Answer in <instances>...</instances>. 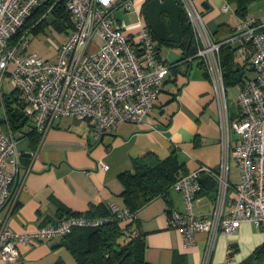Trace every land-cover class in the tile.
<instances>
[{
    "label": "built area",
    "instance_id": "obj_1",
    "mask_svg": "<svg viewBox=\"0 0 264 264\" xmlns=\"http://www.w3.org/2000/svg\"><path fill=\"white\" fill-rule=\"evenodd\" d=\"M47 1L50 4L40 19L62 1L72 22L66 38L56 46L54 59L27 51L34 25L18 33L32 12ZM176 1L187 17L196 47L193 56L200 59L211 86L220 151L215 168L200 164L172 184L171 188L182 194L184 210H173L168 224L182 233L185 246L193 243L196 232H204L200 264H210L219 233L232 234L246 221L264 236V23L242 18L227 36L217 39L194 0ZM132 2L0 0V215L11 206L22 182L20 151L9 125L6 92L2 89L6 76L11 90L17 92L14 102L32 119L41 137L55 119L73 117L86 122L93 137L99 140L105 131L122 122L142 123L152 111L170 65L159 58L155 38L142 15L138 13L134 25L116 16L119 9L129 11ZM229 9L228 3L222 5V11ZM135 26L137 29L132 31ZM233 41L252 51L250 65L254 71L252 78L237 85L235 111L229 104L221 60V46ZM232 163L239 170L236 179L231 178ZM97 168L105 170L108 165L98 161ZM202 174L212 176L216 187L211 213L197 216L193 207ZM108 207V216L61 217L30 234L14 233L1 221L0 259L4 264H15L20 257L18 244L25 241L64 237L75 228L97 227L108 220L136 219L135 212L127 206ZM140 232L138 227L132 228L127 239Z\"/></svg>",
    "mask_w": 264,
    "mask_h": 264
},
{
    "label": "crops",
    "instance_id": "obj_2",
    "mask_svg": "<svg viewBox=\"0 0 264 264\" xmlns=\"http://www.w3.org/2000/svg\"><path fill=\"white\" fill-rule=\"evenodd\" d=\"M146 2L133 0L130 8L145 21ZM194 3L217 39L227 36L242 19L235 12L234 4L227 0H194ZM225 3L233 8L232 12L222 11ZM155 43L159 58L170 66L154 107L142 123L122 122L105 131L99 140L93 137L86 122L73 117L55 119L43 137L29 117L13 132L20 151L22 182L13 203L0 215V222L12 232L33 233L43 224L67 217L60 215L62 211L84 217H105L109 204L125 207L119 174L134 171L136 161L145 153L164 159L175 152L187 172L200 164L209 166L218 162L216 106L200 59L194 56L181 59L183 47L176 43L157 39ZM161 44L171 47L165 55ZM227 46L221 49V54L231 50L230 65L238 69L240 77L228 85L242 84L254 76L250 65L252 51L237 41ZM170 52L175 56L169 57ZM247 68L252 72L250 75ZM98 161L105 162L108 168H97ZM213 197L214 187L205 182L196 195L195 215L210 214ZM173 210L183 211L184 201L182 194L171 188L166 197L157 196L137 210L136 221L129 229H140L145 242L144 256L150 263L200 264L206 234L196 232L193 243L185 246L182 233L168 224ZM126 222L131 221H120ZM63 241V237H53L19 243L20 257L15 264H74ZM263 262V233L246 221L232 234H218L209 260L210 264ZM0 264H4L1 259Z\"/></svg>",
    "mask_w": 264,
    "mask_h": 264
},
{
    "label": "trees",
    "instance_id": "obj_3",
    "mask_svg": "<svg viewBox=\"0 0 264 264\" xmlns=\"http://www.w3.org/2000/svg\"><path fill=\"white\" fill-rule=\"evenodd\" d=\"M227 1L234 4L235 12L239 17L245 18L248 0ZM48 4H50V1L35 9L25 20L23 28L18 33L31 25H34L31 31H35L49 23L53 24L58 31L65 30L67 32L72 22L70 14L62 1H58L50 13L40 19ZM180 10L179 24L182 38L176 44L183 47V56L181 58L183 59L187 56H193L196 47L187 17L182 8ZM153 37L157 39L154 35ZM227 45L228 43L222 45L221 49L224 47L227 49ZM231 58V50L223 55L221 54L226 85L229 82H235V78L236 80L240 78L237 74L239 72L238 69H233L230 65ZM16 97L17 92L14 89L4 94L7 118L13 132L20 129L28 119L14 102ZM186 173L188 172L184 164L180 162L175 152L164 159H159L151 153H145L136 161L134 171H126L119 174V179L123 184L120 195L124 204L136 214L137 210L157 196L166 197L172 184ZM205 182H209L215 191L216 180L212 176L202 174L200 178L201 186ZM104 212H107V216L110 215L108 208ZM60 215L71 216L76 215V213L62 211ZM135 221L136 219L121 224L115 220H108L97 227L75 228L71 233L63 237V244L73 256L74 264H153L145 259V242L141 233L132 239H127V235L131 230L129 229L130 224Z\"/></svg>",
    "mask_w": 264,
    "mask_h": 264
},
{
    "label": "rangeland",
    "instance_id": "obj_4",
    "mask_svg": "<svg viewBox=\"0 0 264 264\" xmlns=\"http://www.w3.org/2000/svg\"><path fill=\"white\" fill-rule=\"evenodd\" d=\"M232 9L233 8L230 7L228 13L232 12ZM246 15L249 19H256L259 22L264 23V0H248L246 5ZM116 16L124 18L129 24H133V25L137 22L138 19L137 14L133 11V9H130L129 11H124L122 9H119L116 11ZM136 29L137 27H134L132 31H135ZM125 33H128V31H125ZM66 35L67 32L65 30L58 31L51 23L43 25V27L35 31L29 32V36H28L29 44L27 47V51L28 52L36 51L40 56L46 59L47 58L54 59L56 57V52H57L56 46L60 45L64 41ZM168 49H171V47L165 44H161V50L163 55H165L166 51L168 52ZM174 56L175 54L173 52L169 53V57L172 58ZM246 72L247 75H250L252 73L250 68H247ZM2 89L5 92H9L12 89V84L8 81L7 76L4 78L2 82ZM227 89H228L227 95H228L231 111H235L236 110L235 99L238 94V86L231 84L228 85ZM217 165L218 162L209 166L215 168ZM238 172H239L238 167L234 163H232L231 172H230L231 178L235 179ZM121 241H122V237H121Z\"/></svg>",
    "mask_w": 264,
    "mask_h": 264
},
{
    "label": "water",
    "instance_id": "obj_5",
    "mask_svg": "<svg viewBox=\"0 0 264 264\" xmlns=\"http://www.w3.org/2000/svg\"><path fill=\"white\" fill-rule=\"evenodd\" d=\"M180 13V6L176 0H147L145 4L147 24L153 35L162 42L179 43L181 41ZM0 122H2L1 116Z\"/></svg>",
    "mask_w": 264,
    "mask_h": 264
}]
</instances>
